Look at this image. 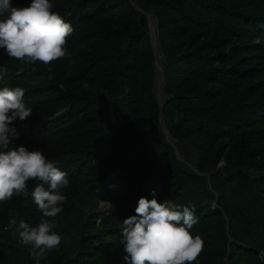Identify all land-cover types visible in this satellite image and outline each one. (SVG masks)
<instances>
[{
    "label": "trees",
    "instance_id": "trees-1",
    "mask_svg": "<svg viewBox=\"0 0 264 264\" xmlns=\"http://www.w3.org/2000/svg\"><path fill=\"white\" fill-rule=\"evenodd\" d=\"M50 3L74 29L64 58L26 64L0 49V88L22 87L32 109L10 125L9 147L41 151L69 179L48 218L61 243L40 264H130L120 226L142 196L194 206L195 264H264V0ZM147 14L165 58L163 107ZM101 201L114 208L97 211ZM41 217L31 197L0 203V264H36L16 228L2 229Z\"/></svg>",
    "mask_w": 264,
    "mask_h": 264
},
{
    "label": "clouds",
    "instance_id": "clouds-1",
    "mask_svg": "<svg viewBox=\"0 0 264 264\" xmlns=\"http://www.w3.org/2000/svg\"><path fill=\"white\" fill-rule=\"evenodd\" d=\"M50 0H31L24 7H15L11 0H0V49L26 64L40 62L48 65L66 56L67 37L74 31L58 13L52 11ZM7 68L0 69V81L5 80ZM22 87L0 88V203L14 195L31 197L42 213L37 226L20 220L16 226L19 241L30 245V255L36 264L58 248L62 237L54 220L63 211L67 197L61 189L67 188V173L56 163L46 159L39 150L29 151L25 146L10 148L19 132L12 125L17 119L26 120L32 112L24 102ZM38 181L29 192L27 182ZM45 185L49 188L46 189ZM155 192V190H153ZM136 215L122 221L121 243L130 264H195L203 250L199 235L190 229L198 223L192 209L178 208L172 201L158 202L155 197H141ZM16 224V221H12Z\"/></svg>",
    "mask_w": 264,
    "mask_h": 264
},
{
    "label": "rangeland",
    "instance_id": "rangeland-1",
    "mask_svg": "<svg viewBox=\"0 0 264 264\" xmlns=\"http://www.w3.org/2000/svg\"><path fill=\"white\" fill-rule=\"evenodd\" d=\"M155 17V16H154ZM156 18V17H155ZM156 21H157V18H156ZM157 25H158V21H157V24H153V26H156V28H157ZM151 31V30H150ZM151 37H152V39H153V43H154V46H155V40H156V44H157V42H158V45H159V41H158V37L156 36V37H154L153 36V34H152V32H151ZM156 38V39H155ZM155 53H156V67L157 68H160L161 67V62H162V59L165 61V58H163V54H160L159 55V51H158V49H157V46L155 47ZM161 56H162V59H161ZM157 57H158V61H157ZM160 62V63H159ZM159 78H161V77H159ZM158 78V81H159V83H160V79ZM160 85H161V83H160ZM158 99L161 101V103H163L164 102V100H165V95H164V87H162V89L160 90V93H158ZM165 129V130H164ZM159 132L162 134V135H168L169 134V130L167 129V127L165 126V124L162 122V124L160 125V128H159ZM172 142L174 143V140L172 139ZM180 157L182 158V156L180 155ZM183 159V158H182ZM111 203V202H110ZM112 204V203H111ZM108 205V206H110L109 208H104V206L102 205H100L99 206V208L97 209V211H109V210H111V209H113L114 208V204H112V205Z\"/></svg>",
    "mask_w": 264,
    "mask_h": 264
},
{
    "label": "bare ground",
    "instance_id": "bare-ground-1",
    "mask_svg": "<svg viewBox=\"0 0 264 264\" xmlns=\"http://www.w3.org/2000/svg\"><path fill=\"white\" fill-rule=\"evenodd\" d=\"M150 18V30H151V32H152V34H153V36L154 37H156L157 36V28H156V26H153V24L155 25V24H157V21H156V18L154 17V15H151L150 14V16H149ZM156 39V38H155ZM153 40V39H152ZM157 40V39H156ZM156 40H155V47L157 46V49H158V51H159V47H158V42H157V44H156ZM159 41V40H158ZM154 42V41H153ZM157 61H158V57H157ZM160 63V62H159ZM156 71H157V77L159 78V77H161V78H159L160 79V83H161V89H162V87H164V75L161 73V71H160V68H157L156 67ZM165 130V129H164ZM168 135H170V133L168 134Z\"/></svg>",
    "mask_w": 264,
    "mask_h": 264
},
{
    "label": "built area",
    "instance_id": "built-area-1",
    "mask_svg": "<svg viewBox=\"0 0 264 264\" xmlns=\"http://www.w3.org/2000/svg\"><path fill=\"white\" fill-rule=\"evenodd\" d=\"M111 203L110 202H107V201H101L100 202V205L102 206H104V208H109L110 206H108V205H110ZM99 205V206H100ZM112 205V204H111ZM13 220H15V219H11L9 222H8V224H6V226H4V228L2 229L3 231H8V230H11L12 228H16V226L18 225V221L17 220H15L16 221V224H13L12 223V221Z\"/></svg>",
    "mask_w": 264,
    "mask_h": 264
},
{
    "label": "water",
    "instance_id": "water-1",
    "mask_svg": "<svg viewBox=\"0 0 264 264\" xmlns=\"http://www.w3.org/2000/svg\"><path fill=\"white\" fill-rule=\"evenodd\" d=\"M150 14H147V17H148V20H149V28H150ZM157 18V17H156ZM157 21H158V19H157ZM151 33V32H150ZM157 37H158V35H157ZM151 40H152V37H151ZM152 45H153V49H154V53H155V46H154V43H153V40H152ZM155 59H156V53H155ZM155 64H156V60H155ZM161 104V107H163V105H164V102L163 103H160ZM163 110L161 111V118H160V125L162 124V122H163ZM168 142H170L171 144H173V145H175L173 142H171V141H169V140H167Z\"/></svg>",
    "mask_w": 264,
    "mask_h": 264
}]
</instances>
